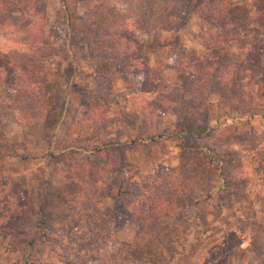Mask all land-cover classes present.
Instances as JSON below:
<instances>
[{
	"label": "rangeland",
	"instance_id": "1",
	"mask_svg": "<svg viewBox=\"0 0 264 264\" xmlns=\"http://www.w3.org/2000/svg\"><path fill=\"white\" fill-rule=\"evenodd\" d=\"M36 1V11L21 6L25 14L7 16L0 48L13 45L12 39H25L27 21L36 20L44 37L39 45L47 42L53 52L37 59L57 76L61 99L48 120L36 118L32 103L0 85V146L5 154L0 153V264H264V0H232L230 7L222 4L228 13L219 10L223 14L215 18L209 13L221 0H194L190 5L164 0L176 6L170 9L175 17L166 20L156 14V26L164 22L147 33L136 16L132 26L149 68L139 76L112 78L109 101L97 105L94 123L80 117L77 127L81 98L94 89L93 65L99 60L90 52L94 26L86 21L88 13L119 5L120 14L112 22L120 24L141 3L78 0L72 7L81 19L75 32L64 35L55 23L61 0ZM188 91L197 98L209 130L198 139H186L182 153L184 135L175 130L201 119L192 123L185 114L177 121L174 112L190 109L191 99L182 100L180 107L168 99ZM159 104L163 113L155 107ZM140 111L149 116L146 131L158 128L161 137L122 147L111 159L110 178L120 173L140 188L162 172L176 179L196 177L191 192L180 198L188 195L192 203L174 218L175 237L162 250L150 247L127 255L125 243L132 242L137 223L107 197L98 209L115 210L114 226L104 237L87 231L79 212L94 192L84 182L95 176L83 155L67 145L80 138L105 148L126 141L124 114ZM206 147L216 150L217 168L207 164ZM181 153L186 161L180 165ZM100 161L95 162L104 164ZM48 190L59 197L46 198ZM43 209L47 219L40 226Z\"/></svg>",
	"mask_w": 264,
	"mask_h": 264
},
{
	"label": "trees",
	"instance_id": "2",
	"mask_svg": "<svg viewBox=\"0 0 264 264\" xmlns=\"http://www.w3.org/2000/svg\"><path fill=\"white\" fill-rule=\"evenodd\" d=\"M77 1L78 0H61V7L57 11L55 23L57 28L63 32L64 35L75 32L74 30L77 29L75 23L77 20L81 19V17L77 15L76 8L72 7ZM127 1L131 3L135 1L141 4H138L137 12H130V15L125 17L120 24L112 22L113 17L120 14L119 5L114 4L106 8L99 6L93 13H88L87 15L86 21L94 26L89 41L91 56L99 60H95L93 65L94 89L92 93H87L81 98V110H79L76 127L78 123V126L82 123L80 117L83 120L89 119L91 123H94L96 119H93L92 114L97 105L101 102L106 103L109 101L107 91L112 88V78L139 76L141 72L149 68L147 66L148 56L146 52L140 50L139 37L134 33L137 29L133 28V22L131 20H136L137 16V19H140L142 22L140 29L147 33L151 31V29L161 26L164 22L156 26V14H160L161 19L166 17V20H169L170 17H175V15L171 14L172 11L170 9H174L176 6L173 7V4L169 6L165 5L166 3L164 0H124V2ZM183 1H185L187 5H190L194 0ZM224 3L230 7L232 0H221L220 5L217 6L219 8L216 9L217 7H215L211 9L209 16L211 15L214 18L219 17V15L223 14V12L220 11L223 10L225 13H228V9L226 8L225 10L222 6ZM21 6L26 8L29 6L32 11H36V9L39 8L38 2H35V0H0L1 30L7 28L5 21L7 16L9 18L14 17V14H12V16H10V14L15 11L25 12V8ZM40 11H38L36 15H41ZM24 14H22V16H24ZM109 17H112V19H109ZM185 17L186 12L180 17L179 24L184 23ZM18 19H21V17H18ZM26 24L28 29L25 31L27 35L25 39H12L11 44L13 43V45L6 46L5 50L0 48V85L5 86L15 93L17 92V96L20 97L21 101L27 99L29 103H32V106L35 107V111L37 112L36 118L39 117L48 120L49 117L55 114L59 109V101L61 99L58 96L59 89L57 88L59 81L57 76L51 72V69L45 63L39 62L37 58L39 57L42 59L46 56L49 57L53 52H50L49 49H51V47L47 42H43L42 45H39L41 43L39 41H43L44 37L41 35V26L37 25L36 20H28ZM9 25L15 24L9 22ZM150 25L152 26L150 27ZM223 31H225L226 36L229 34L227 28H224ZM205 46H208V43H206ZM109 85L110 88L107 90ZM188 96L193 106L185 110L177 108L174 112V117L177 121H180L185 114H188L192 117L189 119L192 123H195L196 118L201 119V122L195 125H182V127H178V129L175 130L176 134L184 135L183 142H181L180 145L182 153L185 152L184 145H186V139H198L208 134L209 130V124L206 121L205 113L199 115L198 110L200 108L196 106V104H198L197 98H192L189 91L185 93L184 96L177 94L176 96H171L168 100L174 102L176 107H180V105L183 104L182 100H185ZM155 107H158L163 113L162 109L164 106L162 104L156 105ZM188 107H190V103ZM147 117L149 116L144 115L141 111L129 115L128 113L124 114L122 122L125 124V128H128L126 134H124L127 137L126 141L113 143L105 148L99 145L93 146V143L90 145L86 140L80 138L70 141L67 145L70 149L83 155L86 162L85 167L89 165V172H93L95 176V178L89 177L88 181H85L84 184H91L90 190H94L93 194L95 192L96 194L95 196L92 194V198L87 200L84 207L80 209L79 212L87 222V231L97 236L103 234L102 237H104L105 233L109 231V226H114L113 220L115 219V210L109 213H102L100 209H98L107 197L113 199L112 203L114 208L120 205L122 207L120 210L121 213L126 216L130 215L131 223H137L136 226L138 230L134 231L132 242L125 243L127 255H131L132 251H144L150 247L162 250L166 247L167 243H169L170 239L175 237L176 229L175 226H173L174 218L181 214L187 205L189 206L192 203L188 195L184 200L180 198L186 195V193L191 192L193 188L192 184H194L193 180L196 177V175H189L187 177V175L184 174V179L179 177L176 179L171 173L162 172V176H159V179L154 178L148 181L147 185H141L142 187L140 188L139 186L132 185L131 182L120 173L114 174L113 177L110 178L112 171L111 166H113V161H111V159L114 158L116 152H119V150L121 151L122 147L132 146L139 140H155V137H161V132L158 128L150 133L146 131L144 120ZM117 120H119V118H117ZM117 122H120V120ZM78 133L80 135V131ZM1 148L2 146H0V153L2 156H5V154L1 152ZM204 149V152H200L205 153L203 155L207 156V164L211 165L212 168H217V164H213L217 159L213 153V151L215 152L216 150L211 149V147H206ZM12 153L13 150L10 154ZM182 153L180 155V165L186 161L185 153ZM98 159L101 160L99 163H102L103 160L104 164L98 165V163L95 162ZM118 162L119 165H122L124 162L122 157L118 159ZM110 164L111 166H109ZM94 166H96L95 169ZM116 189L120 190L116 192ZM125 192H127L126 195H124ZM51 197L56 198L59 196L58 193L48 190L46 198ZM62 197L67 201V195ZM137 199H140V201ZM131 204H133V206L138 205V209L134 211L129 210ZM42 213H44V209L41 211L40 220L38 219L37 221L40 226L45 223L47 219L46 215ZM105 223H108V226H105ZM142 242H145V244L140 246Z\"/></svg>",
	"mask_w": 264,
	"mask_h": 264
}]
</instances>
